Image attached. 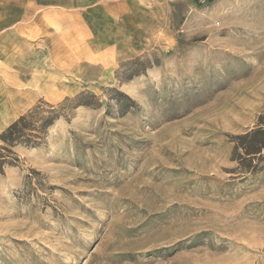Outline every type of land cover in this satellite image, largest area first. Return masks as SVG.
Returning a JSON list of instances; mask_svg holds the SVG:
<instances>
[{
  "label": "rangeland",
  "instance_id": "obj_1",
  "mask_svg": "<svg viewBox=\"0 0 264 264\" xmlns=\"http://www.w3.org/2000/svg\"><path fill=\"white\" fill-rule=\"evenodd\" d=\"M48 105L0 264H264V0H0V135Z\"/></svg>",
  "mask_w": 264,
  "mask_h": 264
},
{
  "label": "trees",
  "instance_id": "obj_2",
  "mask_svg": "<svg viewBox=\"0 0 264 264\" xmlns=\"http://www.w3.org/2000/svg\"><path fill=\"white\" fill-rule=\"evenodd\" d=\"M48 116H43L41 107H37L34 111L18 119L15 123L9 126L1 135L0 141V175H3L6 167L15 166L17 163V155L13 149L17 146L23 145L30 148H37L44 143L48 134L49 128L60 117V114L55 111L53 106H49ZM264 135V131H258L251 134L250 142H254L258 135ZM246 145V146H247ZM264 149V145L261 147ZM251 152L248 155L258 154Z\"/></svg>",
  "mask_w": 264,
  "mask_h": 264
}]
</instances>
